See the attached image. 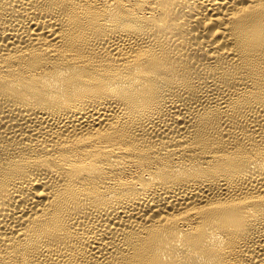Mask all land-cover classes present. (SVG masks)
Wrapping results in <instances>:
<instances>
[{"label":"bare ground","instance_id":"1","mask_svg":"<svg viewBox=\"0 0 264 264\" xmlns=\"http://www.w3.org/2000/svg\"><path fill=\"white\" fill-rule=\"evenodd\" d=\"M0 264H264V0H0Z\"/></svg>","mask_w":264,"mask_h":264}]
</instances>
